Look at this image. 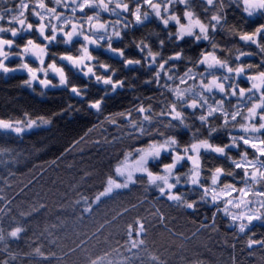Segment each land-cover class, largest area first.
<instances>
[{
  "label": "trees",
  "instance_id": "16d2710c",
  "mask_svg": "<svg viewBox=\"0 0 264 264\" xmlns=\"http://www.w3.org/2000/svg\"><path fill=\"white\" fill-rule=\"evenodd\" d=\"M17 4L13 0L3 7ZM103 18L116 19L107 14ZM229 19L234 25L242 24L246 32L264 24L262 14L245 23L239 9L231 11ZM30 20L37 23L31 15ZM0 26H9L7 20L0 21ZM153 29L159 36L149 35ZM2 35L11 38L8 33ZM25 35L37 36L35 32ZM215 38L225 50L233 43L243 45L238 37L224 32H217ZM16 39L20 44L26 42ZM140 39L154 49L164 40L165 54L179 50L175 38L168 39L155 20L143 28L126 30L114 47L126 49L129 58H142L133 43ZM81 42L76 41L77 48ZM179 46L193 58L210 50L205 43L194 45L189 39ZM53 50L75 54L74 48L62 44ZM92 50L119 69L114 79L135 85L111 97L103 114L88 109L65 88L44 90L35 84V91L28 89L24 84L28 76L19 67L18 55L5 62L17 71L0 72V119H52L47 127L23 135L0 129V264H264V217L240 234L222 213L215 219L211 209L189 214L182 203L162 200L144 174L137 175L129 188L95 203L112 180L120 181L116 169L133 143L126 119L108 117L135 107L142 96L156 90L138 83L147 78L143 71H125L115 55L102 48ZM12 51L20 50L14 46ZM252 62L259 60L252 58ZM31 66H36L35 60ZM68 71L72 84L89 85L85 99L101 94L81 73ZM222 139L217 137L218 142ZM206 162L209 166L217 163L215 159ZM248 238L255 241L251 247L246 245Z\"/></svg>",
  "mask_w": 264,
  "mask_h": 264
},
{
  "label": "clouds",
  "instance_id": "9594fccd",
  "mask_svg": "<svg viewBox=\"0 0 264 264\" xmlns=\"http://www.w3.org/2000/svg\"><path fill=\"white\" fill-rule=\"evenodd\" d=\"M30 5L35 7L30 8ZM233 6L239 9L245 23L248 18L264 15V4H260L259 0L255 6L249 5L248 0H199L198 4L194 0H150L147 3L138 0H20L11 12L8 11L11 7L4 8L5 15L0 17V21L7 20L9 25L0 28V40L4 33L12 37L11 45L0 42V63L18 55L19 67L28 76L24 84L33 91L35 84L44 90H69L71 86L77 85L72 84L68 69L81 73L80 65L60 60L59 55L64 53H57L53 61L41 49L38 58L33 59L40 78L47 81L42 84L37 79V72L29 73L23 68L26 57L36 51L35 46L28 43L25 52L14 53L12 49L16 46V37L21 33L31 34L35 30L37 36L29 38L42 40L48 32L59 36L61 28L70 26L72 38L80 35L81 30L89 34V42L99 36L100 39L95 41L96 47L103 45L104 37H108L111 44L107 52L123 62L125 71L134 68L146 73L147 78L138 83L156 90L153 95L142 96L135 107L117 112L112 117L113 120L116 116L124 117L131 130L133 143L123 153L125 168L143 173L148 183L158 189L162 200L182 203L189 214L211 209L215 219L217 213H222L236 225L240 234H244L253 220L264 217V196L259 194L264 191V167L261 166L264 156L250 146L264 139V120L256 119L261 108H264V98L248 108L241 106L242 101L248 103L247 97L253 91L259 95L257 81L248 76L251 71L261 70L264 51H261L256 39H240V35L246 31L242 24L237 26L231 23L229 16L235 10ZM105 14L116 19L106 20L103 18ZM30 15L37 23L30 20ZM66 16L71 19H65ZM73 20L76 21L75 26H72ZM150 20L162 25L168 39L175 38L179 50L165 54L164 40L159 41V49H154L145 39H140L133 43L142 53V58H131L135 63L127 64L125 61L129 57L125 55L126 49H121L123 54L114 52V42L122 41L126 30L143 28ZM164 20L168 22L164 23ZM30 24L32 27H29ZM217 32L238 37L243 45L233 43L225 50L216 41ZM149 35L159 36V33L153 29ZM185 39L194 45L203 42L210 46L209 51L216 49L217 58L201 61L202 51L195 58L187 55L179 46V42ZM62 45L71 46L68 39ZM252 46L255 50H252ZM53 51L49 46V55ZM221 51L225 52L223 56L220 55ZM252 58H258L259 62H252ZM185 61L191 63L185 64ZM53 63L55 66L51 67ZM90 63H99L101 67L82 76L91 85L101 89V94L90 99H85L87 91L82 97L72 94L84 101L88 109L103 114L111 97H119L126 88L135 85L125 79H119L122 83L118 87L106 84L105 79L115 80L119 69L96 57ZM105 64L116 73L115 76L106 73ZM169 67L174 71L170 73ZM0 72L8 73L3 71V67H0ZM205 73L210 74L207 82L201 80ZM149 80L155 83H145ZM242 80L246 81L247 88L241 83ZM164 81H167V85ZM83 87L88 88L89 85ZM92 103L100 106L91 108L89 105ZM141 103L145 112L138 113L136 109ZM125 113H130L131 120L124 116ZM41 119L45 124L52 123L51 118ZM0 127L7 129L9 125ZM217 137L223 139L218 142ZM245 138L250 143H245ZM185 149L194 153L195 162L188 159L189 151ZM208 159H215L217 163L209 166L206 162ZM128 179H133L131 172ZM234 191H246L251 199L229 198L230 202L226 201L225 195ZM250 204L255 206L250 207ZM254 243L251 238L246 240L248 247Z\"/></svg>",
  "mask_w": 264,
  "mask_h": 264
},
{
  "label": "snow or ice",
  "instance_id": "6c2138e0",
  "mask_svg": "<svg viewBox=\"0 0 264 264\" xmlns=\"http://www.w3.org/2000/svg\"><path fill=\"white\" fill-rule=\"evenodd\" d=\"M12 2H13V0H0V17L5 15V12L3 11V9H4L3 4L4 3H12ZM138 2L147 3V2H150V0H138ZM257 2H258V0H248L249 5H253V6H255L257 4ZM18 3H20V0H18ZM259 3L264 4V0H259ZM30 6L35 7V5H30ZM13 9L14 8H9L8 11L11 12ZM81 10L83 11V9H81ZM65 19H71V18L66 16ZM167 22H168L167 20H164V23H167ZM75 23H76V21L73 20L72 26H75ZM181 26L185 27L186 25H181ZM3 27L4 26H0V28H3ZM29 27H32V25L30 24ZM33 32H35V30ZM71 33H72V27L70 26L68 28H61V34L59 36H54L52 32H48L42 40L30 39L29 36H31V35L26 36L24 33H21L20 35H18L16 38H19L21 40L26 41L25 43L20 44L17 42V39H15V45L17 48H19V50H20L19 52H25L27 50L28 43H32L36 49V51H33L31 53V55L28 56L29 59L23 65V68L26 69L27 72H29V73L37 72V79L40 81V83H42V84L47 83L46 80L40 78L39 73H38V69H36L34 66H31L33 63V57L38 58L39 50L43 49L45 55H48L49 59H52L54 61L56 58V54L58 52L53 51L52 54L49 55V46H51L52 49H54L56 46L63 44L65 39H68L70 42V45H71L70 48L75 49V54L68 52V51H65V52H63L64 54L59 55L60 60L71 61L73 64H79L81 67V74L82 75H86L88 73L93 72L94 68L99 69L101 67V65L99 63H97L95 65L90 63V61L93 59V57L99 58L97 55L93 54L92 49H101L102 48L105 51H108V46L111 44V40L105 36L104 37L105 43L103 45H100L99 47H96L95 41L100 39L99 36H96L94 38V40L89 42V34L88 33H84L81 30L80 35H78L76 38H72ZM31 37H33V36H31ZM240 39L241 40H249V41L256 39L258 44L261 46V51H264V25H259L254 32H245V33L241 34ZM53 40L56 41L55 44H53ZM77 40L82 41L78 48L76 47V41ZM0 42H7L9 45H11L12 44V37L8 38V37L4 36L3 39L0 40ZM113 51L118 52L119 54H123L121 48H119V47H116L115 49H113ZM69 53H71V54H69ZM200 58H201V61L207 60L210 58L216 59L217 58L216 57V49H212L211 51H209V50L202 51ZM19 59H20V57H19ZM125 62L127 64H130V65L135 63V61L132 60L131 58L126 59ZM50 66L54 67L55 64L53 63ZM160 66L163 67L164 65H160ZM0 67H3V71L8 72V73L9 72H15L18 70L17 68H12V67L7 66L5 64V62L0 63ZM103 67L105 68L106 73L110 74L111 76L116 75V73L112 69L108 68L107 64L103 65ZM260 69L261 70H259V71H251L249 73V76H248L249 79L257 81L256 88H258V90H259V95H257L255 91H253L250 95H248V97H247L248 103H244L243 101L241 102V106L244 108H248L254 102H257L261 98H264V57L261 58ZM168 71L171 73L174 71V69L172 67H169ZM177 75H178V73H177ZM208 75H210V74L205 73L204 76L201 77V80L207 82V76ZM173 80L175 81V76H173ZM104 83L111 84L113 87H118V86H120V84L122 82L119 80V78H117L115 80L105 79ZM145 83L154 84L155 81L149 80V81H145ZM241 83L244 84L245 88L248 87L245 80H242ZM164 84L167 85V81H164ZM242 90L243 89H241V91ZM69 91L71 93H73L74 95H78V96L82 97L83 94L87 91V88L71 86L69 88ZM210 99H212V98L210 97ZM99 106L100 105L98 103H92L89 105V107H91V108H96ZM136 111L138 113L145 112L144 105L141 103L140 107L138 109H136ZM124 116L127 119L131 120L130 113H125ZM108 119H112V117H108ZM256 119H257V121L264 120V108H261L260 114L256 117ZM32 122L35 123V121H32ZM0 124H7V123L3 119H0ZM262 135H264V133H262ZM244 142L250 143L247 140V138H245ZM250 146L254 150H259L260 154L262 156H264V139H261L255 143H251ZM185 151H189V150L185 149ZM181 156L183 158L182 153H181ZM188 159L193 160V162H195L196 157H195L194 153H192L191 151H189ZM261 166L264 167V164H262ZM234 193H238V196H234L233 195ZM259 194L264 196V191H260ZM248 195L249 194L246 191L245 192L234 191V192L227 193L225 195V200L230 202L229 198H234L236 200L246 199V198H248ZM249 219H251V217H249ZM261 243H264V241H262Z\"/></svg>",
  "mask_w": 264,
  "mask_h": 264
},
{
  "label": "rangeland",
  "instance_id": "374dc122",
  "mask_svg": "<svg viewBox=\"0 0 264 264\" xmlns=\"http://www.w3.org/2000/svg\"><path fill=\"white\" fill-rule=\"evenodd\" d=\"M26 58H28V57H26ZM22 71H24V70H22ZM24 72H26V71H24ZM5 122L9 125V128L5 129L3 127H0V129H2L4 131L13 132L16 135L28 134L34 130H38L42 127H47L49 125V124H45L43 121H35V123H33L32 120L31 121L30 120L24 121V122L23 121H5ZM0 125H3V124H0ZM130 172H131V175L133 177L132 180L128 179ZM116 173L118 174L120 181L112 180L109 184L108 189H106V191L101 196H99L97 198L95 203H98L101 199H103L107 196H110L113 192H115L119 189L129 188L134 183L135 177L139 174H143V173H139V172H132L131 169L125 168L124 164L117 167ZM233 195L238 196V193H234ZM248 198L251 199L250 197H248ZM249 206L253 207L255 205L250 204ZM257 221H259V220H253L250 225H252L253 223H255ZM244 222L247 223V221H244Z\"/></svg>",
  "mask_w": 264,
  "mask_h": 264
}]
</instances>
